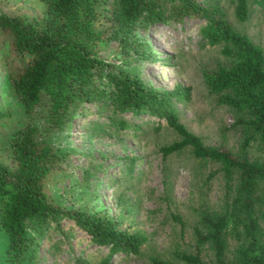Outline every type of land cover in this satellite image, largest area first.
Instances as JSON below:
<instances>
[{"label":"trees","instance_id":"obj_1","mask_svg":"<svg viewBox=\"0 0 264 264\" xmlns=\"http://www.w3.org/2000/svg\"><path fill=\"white\" fill-rule=\"evenodd\" d=\"M9 1L0 0V39H8L9 55L17 58L6 60V78L20 107L0 105V133L6 127L9 150L0 156V264H42L41 240L52 228L62 230L65 218L107 247L101 264H111L117 252L141 251L143 231L120 226L118 216L106 211L65 204L51 184L72 165L71 150L56 136L69 132L89 104L108 109L120 128L130 119L115 120L112 113L155 116L157 128L164 119L179 138L160 146L163 156L189 147L195 157L218 162L226 179L219 210L202 211L191 226L190 248L175 249V261L151 256L150 264H264V158L250 151L254 145L264 151V48L231 25L225 8L207 0H40L41 14ZM232 2L236 18L246 19L248 0ZM185 17L204 20L202 38L221 44L225 60L204 68L202 76L242 131L237 152L205 144L180 120L175 101L190 98L189 85L161 89L129 66L130 51L148 56L135 28ZM113 42L124 54L120 62L102 54ZM172 218L184 235L182 217Z\"/></svg>","mask_w":264,"mask_h":264},{"label":"rangeland","instance_id":"obj_2","mask_svg":"<svg viewBox=\"0 0 264 264\" xmlns=\"http://www.w3.org/2000/svg\"><path fill=\"white\" fill-rule=\"evenodd\" d=\"M225 8L231 25L247 34L264 48V0H248V15L239 20L234 14L232 0H207ZM33 14H41L40 0H10ZM204 20L185 17L181 22L160 26H139L135 36L148 56L129 54V66L145 83L170 89L177 84L191 87L187 101L176 100L180 120L207 145L239 150L242 131L234 126L229 108L219 104L209 91L202 70L214 68L225 60L221 44H209L200 33ZM103 56L120 62L124 54L113 42L103 47ZM8 39H0V105L19 108L8 82L6 60ZM13 61V60H12ZM82 117L74 119L69 132H59L56 142L71 150L67 174L51 181L62 201L69 206L82 204L89 210H103L118 216L120 226L141 230L147 235L138 254L117 252L111 264H150L151 256L175 261L174 250L190 248L193 242L191 226L205 210H219L226 179L218 169L219 163L195 157L189 147L163 156L160 146L179 138L164 119L157 128L155 116H132L131 113H112L129 118L124 128L110 122V111L89 104ZM98 122L102 123L100 127ZM110 122V123H109ZM0 133V156H8L4 142L5 128ZM2 139V140H1ZM79 148V149H78ZM255 156L264 158V151L252 146ZM90 170L91 173H85ZM216 173L209 176L211 171ZM57 176V175H56ZM75 179L77 181H75ZM264 192V186L261 185ZM178 213L182 226L172 218ZM62 230L51 229L41 240L42 264H101L107 254L106 246L92 243L84 230L71 218L61 222ZM3 236L0 235V258Z\"/></svg>","mask_w":264,"mask_h":264}]
</instances>
